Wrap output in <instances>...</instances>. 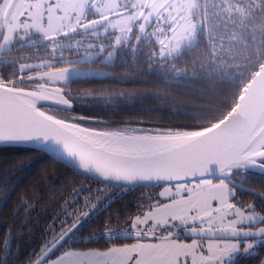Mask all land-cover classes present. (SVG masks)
Instances as JSON below:
<instances>
[{"label":"snow or ice","instance_id":"1","mask_svg":"<svg viewBox=\"0 0 264 264\" xmlns=\"http://www.w3.org/2000/svg\"><path fill=\"white\" fill-rule=\"evenodd\" d=\"M19 151L67 175L26 254L5 221L0 264H264V0H0V152ZM4 162L6 206L23 161Z\"/></svg>","mask_w":264,"mask_h":264},{"label":"trees","instance_id":"2","mask_svg":"<svg viewBox=\"0 0 264 264\" xmlns=\"http://www.w3.org/2000/svg\"><path fill=\"white\" fill-rule=\"evenodd\" d=\"M87 84H73V88L78 87H89ZM131 87V85H129ZM163 107H182V105H163ZM78 111H93L90 109H78ZM134 114L131 112L124 113L120 116H117V119L124 118L127 115ZM152 118H160L166 122H173L183 119L182 117H177L172 114V112H161L153 116ZM29 157V159H24ZM6 159H20L23 161L22 168L23 171H17L15 175H12L8 180V183L15 181L18 184L15 193L11 195V198L8 200L7 205H0V234H3L5 231V221H12L15 217V228L17 231H23L25 235L22 237L24 242L23 252L27 253L29 246H35L40 243L41 232L43 227L48 220L47 215L42 211L41 205L47 207L48 211H51V208L54 207V202L47 199L48 189L44 187L55 186L59 188L62 182L66 178V171L62 164L56 163L51 159L41 156L35 152H9L4 153L0 152V184H3L4 177L7 171L10 170L9 165L5 164ZM253 187H259L264 185V178L259 176L255 177L251 181ZM35 187L37 190L43 192L45 195L41 197L40 204H37L35 210L31 213L28 218L27 224L23 218V209L19 215L14 214L13 209L16 204L19 202V197L22 192H26L30 188ZM147 189L143 190L146 191ZM140 192H131L125 195V197L114 207H123L125 204L129 207H132L135 200L139 197ZM28 229H31V236L29 237ZM86 234V233H85Z\"/></svg>","mask_w":264,"mask_h":264},{"label":"flooded vegetation","instance_id":"3","mask_svg":"<svg viewBox=\"0 0 264 264\" xmlns=\"http://www.w3.org/2000/svg\"><path fill=\"white\" fill-rule=\"evenodd\" d=\"M144 192H147V190H146V191H144Z\"/></svg>","mask_w":264,"mask_h":264}]
</instances>
